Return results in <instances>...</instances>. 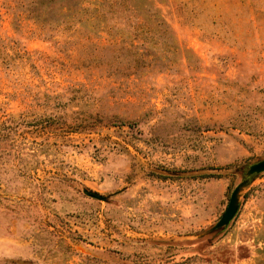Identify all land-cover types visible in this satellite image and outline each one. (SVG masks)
I'll list each match as a JSON object with an SVG mask.
<instances>
[{
	"label": "rangeland",
	"instance_id": "rangeland-1",
	"mask_svg": "<svg viewBox=\"0 0 264 264\" xmlns=\"http://www.w3.org/2000/svg\"><path fill=\"white\" fill-rule=\"evenodd\" d=\"M154 1L98 37L0 0V264H264V174L207 234L264 159V0Z\"/></svg>",
	"mask_w": 264,
	"mask_h": 264
},
{
	"label": "trees",
	"instance_id": "trees-1",
	"mask_svg": "<svg viewBox=\"0 0 264 264\" xmlns=\"http://www.w3.org/2000/svg\"><path fill=\"white\" fill-rule=\"evenodd\" d=\"M14 23L29 22L39 29L105 30L120 26L165 24L154 0H3Z\"/></svg>",
	"mask_w": 264,
	"mask_h": 264
},
{
	"label": "water",
	"instance_id": "water-1",
	"mask_svg": "<svg viewBox=\"0 0 264 264\" xmlns=\"http://www.w3.org/2000/svg\"><path fill=\"white\" fill-rule=\"evenodd\" d=\"M264 174V159L260 160L250 166H248L245 170L244 177L245 179L234 189L231 194L230 201L228 207L221 217V219L217 222L215 226H213L207 234L214 233L216 231L226 229L230 226V224L236 219L240 211V201L242 192L251 184L252 180ZM90 198H93L98 201H106L107 198L101 196L97 193H93L90 191L84 192Z\"/></svg>",
	"mask_w": 264,
	"mask_h": 264
}]
</instances>
